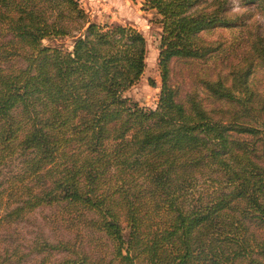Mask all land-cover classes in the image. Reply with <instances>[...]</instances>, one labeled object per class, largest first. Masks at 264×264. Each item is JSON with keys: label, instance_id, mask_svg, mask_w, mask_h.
<instances>
[{"label": "trees", "instance_id": "1", "mask_svg": "<svg viewBox=\"0 0 264 264\" xmlns=\"http://www.w3.org/2000/svg\"><path fill=\"white\" fill-rule=\"evenodd\" d=\"M142 2L162 24L154 107L126 94L146 65L138 28L91 21L79 0H0V230L62 204L112 239L116 264H264V95L250 78L264 43L182 93L170 60L214 50L202 31L235 22L228 0ZM18 252L0 246V264Z\"/></svg>", "mask_w": 264, "mask_h": 264}, {"label": "rangeland", "instance_id": "2", "mask_svg": "<svg viewBox=\"0 0 264 264\" xmlns=\"http://www.w3.org/2000/svg\"><path fill=\"white\" fill-rule=\"evenodd\" d=\"M143 0H79L91 21L119 22L138 28L146 39V65L139 80L126 94L140 105L154 107L161 87L159 45L162 24L154 10L143 8ZM227 15L235 22L230 26H217L202 31L203 37L214 43V50L205 57H174L170 60V80L184 90L197 86L204 77L227 74L250 56L248 40L258 35L264 43V15L246 0H228ZM247 25V26H246ZM254 89L264 95V68L256 67L251 74ZM199 90H201L199 88ZM74 208L62 204L41 205L23 219L0 230V246L18 248V257L5 264L51 263L64 257L86 254L98 264H116L118 257L114 243L104 231L82 216L73 215ZM86 211L94 219L96 213ZM123 225L126 222L123 218ZM67 243L70 248L49 247L43 243ZM73 249V250H72ZM1 260V259H0Z\"/></svg>", "mask_w": 264, "mask_h": 264}]
</instances>
